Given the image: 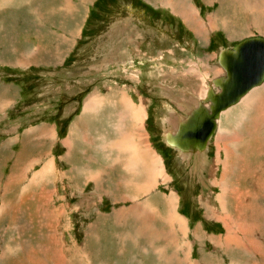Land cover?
Returning a JSON list of instances; mask_svg holds the SVG:
<instances>
[{"label":"rangeland","instance_id":"1","mask_svg":"<svg viewBox=\"0 0 264 264\" xmlns=\"http://www.w3.org/2000/svg\"><path fill=\"white\" fill-rule=\"evenodd\" d=\"M163 1L169 0H0V143L9 142V147L0 144V264H178L182 259L174 255V229L162 224L167 213L162 206L171 195L187 222L181 249L191 251L192 260L264 264V185H258L264 183V97H258L257 106L237 105L220 116L215 137L200 156L183 158L169 142L197 123L198 75L222 78L223 50H234L248 38L264 39V0H171L184 4L173 7L189 12L190 26ZM201 25H210L208 32L195 34ZM119 94L137 109L145 103L144 130L139 132L149 153L165 164L163 175H157L165 183L160 181L149 199L132 187L138 181L128 175L125 152L115 154L118 166L106 158L112 144L125 136L134 141L125 133L131 109L117 111L118 122L111 113ZM64 97L69 104L61 108ZM97 98L103 106L87 111V102ZM84 106L85 114L94 118L98 113L103 121L95 127L87 120L72 135ZM37 124L57 125L65 136L64 147L59 146L61 193L46 178H40L39 187L24 180L30 155L48 149L38 139ZM150 125L158 136L154 139ZM26 126L29 135H24ZM10 129L12 136H26L24 145L9 141ZM51 135L50 130L44 134L46 145ZM138 138L136 147L142 148ZM234 155L246 160L239 163ZM221 184L258 194L249 203L250 218L246 202H236L241 220L232 216V232L238 234L230 239H225L227 223L206 212L208 206H218L215 199L225 190ZM223 200L228 209L227 193ZM149 202L156 213L144 222L140 209L151 208ZM229 204L233 211L231 200ZM178 235L182 242V232ZM157 252L167 260H159Z\"/></svg>","mask_w":264,"mask_h":264},{"label":"crops","instance_id":"2","mask_svg":"<svg viewBox=\"0 0 264 264\" xmlns=\"http://www.w3.org/2000/svg\"><path fill=\"white\" fill-rule=\"evenodd\" d=\"M76 45V44H75ZM74 45V46H75ZM101 71V70H100ZM100 73H102V71L100 72ZM122 96L123 95H120L119 94V96L116 98V96H115V98H116V105L115 106H111L112 107V113H114L115 114V116L113 117L114 119H115V121L116 122H118V114H117V111H119V112H121L122 114L123 113H125V106L123 105V102H122ZM102 101L104 102V100L102 99ZM103 105H102V102L100 101V99H98V103L94 106V108H92V109H90L89 107H88V102H87V106H86V109H87V111H89V112H91V111H93V112H97L98 111V109L99 108H101ZM247 106V105H246ZM117 110V111H116ZM84 111H85V106H84V109H83V111H82V113H81V115L77 118L78 120H76L75 122H74V120H72V122H71V124H70V126L72 125V123L74 122V124H73V127H72V135H78V129H79V127L82 125V124H84L87 120H89V121H87V122H90L91 123V125H93V126H95L96 127V125H98V124H100V123H102V122H100V121H103V117L101 116V115H98V113H95V117L94 118H91L94 114H92V115H88V114H85L84 113ZM102 112V111H101ZM82 114H84V115H82ZM110 119H112V118H110ZM135 119V120H134ZM127 120L128 121H126V125H125V133L126 134H128V136H132V138H133V140L134 141H131L130 139H128L127 138V136H125L126 137V139L124 140V141H122V142H117V143H114L115 141H116V139H115V135H112L111 136V142L112 143H114V144H112V148H110V149H108V151H107V154H106V158H107V160L108 161H110L111 159H113V160H115V164H116V160L118 159V158H116V155L115 154H118V153H123V152H127V153H129V154H127L129 157L130 156H132V158L130 159L129 158V163L127 164V166H126V169L127 170H129L131 173H129L128 175H129V177L131 176V177H134L133 178V181H138V184L136 185L137 187H135V186H132V187H135V188H138L140 185V187L138 188V190H136V191H138V192H144L143 191V189L145 190V192H146V194H147V199H149V196H150V194L153 192V190H154V188L159 184V182L161 181V182H163V177L162 178H159V177H156L157 176V174L156 173H158L159 175H163V172H164V168H165V164H164V162L162 161V160H158V164H157V158L156 157H154L152 154H150L149 153V151L148 150H146V152L145 151H143L144 149H142V148H138V152H140V150L144 153H142V152H140V153H133V151H132V149H133V147H136V143H137V146H139V141H138V136L139 137H141V134H140V132L139 131H137V127H138V122H137V116L135 115V117H134V115H133V112L130 114V115H128V118H127ZM45 124H37V125H35V129H39V128H41L40 129V131L41 132H39L38 134H41L40 135V137L38 136V139L40 138L41 140H42V144L44 145V146H47V151L46 152H44L43 153V150L42 149H36L31 155H30V163H28V165L27 166H25L24 167V170L26 171L28 168H29V165L30 164H32L33 166H36V165H38V164H42L41 165V168H40V172H39V174L37 175V177H36V175L34 174V172H33V179L31 180V184H30V186L31 187H39L41 184H42V180L41 179H43V178H46V181H48V183L50 182V184L52 185V186H54L55 187V190H53V191H56V192H61V188H62V185H60L61 184V180H62V169H63V166H62V155H60L59 157H58V160L56 159V158H54L53 157V154L52 153H54V151H53V149H54V146H55V142H56V130H57V125H51V126H44ZM33 127V126H32ZM26 129H25V134L24 135H26V133H27V135H29V129L31 128V127H28V126H26L25 127ZM150 128H152V126L150 125V127H149V131H150V134H152V136H153V139H154V136H157V135H155V132H153V131H151L150 130ZM14 129V128H13ZM70 129V128H69ZM48 130H50V133H52V135H51V137L49 136V137H47L46 138V143H47V145L43 142L45 139H43V137H44V134L45 133H47L48 132ZM12 130L10 129L9 131H8V133L7 134H9L10 135V137H11V139L9 140V141H13V143H14V145L15 146H18V147H20L21 146V143H22V145H24L25 144V139H26V136H24V139H23V137H22V134L21 135H19V134H17V135H15V136H12V135H14V133H15V131H13V132H11ZM11 132V133H10ZM68 134H69V131H68V133H67V136H68ZM149 134V135H150ZM15 139V140H14ZM151 140L152 141V143H153V145L155 146V149H156V144L153 142L154 140ZM70 141V140H69ZM69 141H68V146H70V143H69ZM148 141H149V139H148ZM21 142V143H20ZM63 142H64V140H63ZM228 142H229V144L232 142V140H229L228 139ZM39 143V140H37L36 141V144H38ZM150 143V142H149ZM0 144H2L3 146H6V147H9L8 146V144H9V142H5V143H3V142H1ZM132 145V144H134V145H132V147H131V151H125L126 149V147L128 146V145ZM227 144V143H226ZM124 146V147H123ZM225 146H227V145H225ZM62 147H64L63 145L61 146V149H62ZM153 147V146H152ZM113 148H115V151H116V153L115 152H113ZM154 148V147H153ZM226 148V147H225ZM125 149V150H124ZM219 150H221V148H218ZM150 150V149H149ZM231 150V149H230ZM230 150H229V152H230ZM118 152V153H117ZM142 153V154H141ZM221 153V152H220ZM230 153H232V152H230ZM114 155V156H111V155ZM229 154V153H228ZM149 155V156H148ZM221 156H222V153H221ZM241 157L242 156H238V159L236 160V156L234 155V160L235 161H239V163H240V160H243V161H245L246 160V158L245 159H241ZM90 158V157H89ZM136 158H137V160H136ZM144 158V159H143ZM149 158H150V160H149ZM154 158V159H153ZM133 160V161H132ZM142 160V161H141ZM139 161H141V162H139ZM146 161H148V162H146ZM134 163V165H133V163ZM149 163V162H151V163H149V165L148 166H150V167H147L144 171H142L143 169H142V167H140V166H138L140 163ZM162 164H161V163ZM155 164V165H154ZM160 164V165H159ZM16 165V164H15ZM158 165H159V167H158ZM47 166V167H46ZM115 166H118V161H117V164L115 165ZM45 167V168H44ZM50 167V168H49ZM135 167H136V170H135ZM154 167V168H153ZM229 168H230V163H229ZM46 170V173H48V171H49V175H46V174H44L45 173V171L44 170ZM48 169V170H47ZM152 169V170H151ZM138 171H140V172H138ZM135 172L136 173H138V174H141V176H139V177H136V174H135ZM145 172V173H144ZM142 175H144V176H142ZM147 175V176H146ZM95 176H97V175H95ZM150 176V177H149ZM93 177V176H92ZM143 178V180H144V182H143V180H142V178ZM170 178V176L167 174V180H168V182L167 183H169L170 181H171V178ZM34 178H35V180H34ZM41 178V179H40ZM150 178V179H149ZM156 178H157V180H156ZM140 179V180H139ZM147 180V181H146ZM95 181V180H94ZM158 181V182H157ZM144 184H143V183ZM147 182V183H146ZM155 182V183H154ZM141 183V184H140ZM164 183V182H163ZM140 184V185H139ZM147 184V185H146ZM157 184V185H156ZM263 185H264V183H262ZM262 184H258L259 185V187L262 189L263 187V185ZM66 185H67V183H66ZM154 185V186H153ZM257 185V186H258ZM153 186V187H152ZM228 185H226V189H227V202H228V209H229V206H230V204H229V200H231V205L233 206V211H229L230 213H231V216H233L234 217V219L235 220H237L238 222H240V217H241V215L239 214V213H237V210L235 209V206L237 205L236 204V202L237 201H240V200H243V201H245L246 202V204H247V207H246V210H245V215L248 217V218H250L251 217V214H250V206H249V203H251V201H252V197H254V198H256L257 196H258V194H250V191L251 190H249L248 192H245V193H242V192H240V190H237V191H235V190H230V188L228 187ZM142 188V189H141ZM148 188V189H147ZM152 190H151V189ZM63 191H65L64 190V187H63ZM232 192V193H231ZM232 194V195H231ZM240 194V195H239ZM246 194V195H245ZM138 195V193H136V196ZM238 195V196H237ZM232 196H233V198H232ZM173 197H175L174 195H171L170 196V198H167V200L165 201V203L163 204V209L165 210V215H164V217H163V222H162V224L163 225H170L169 227L171 228L172 227V229H174L173 230V232H174V239H172L171 238V241H172V243L174 244V246H175V249H176V252H175V254L174 255H176V256H178V257H180L181 259H183V260H185L186 259V261H190V263H191V260L193 259V256H192V252L191 251H186L185 252V250L184 249H181L184 245H185V241H186V239H185V235H184V232H185V229H186V226H187V222H186V220L183 218V217H180L179 216V214H178V210H177V208H176V203H177V201H174L176 198H173ZM137 198H139V196H137ZM154 199V204L156 203L155 202V197L153 198V196H152V200ZM238 199V200H237ZM249 199V200H248ZM168 200H169V202H168ZM173 200V201H172ZM174 204H173V203ZM150 203V206H151V208L149 209V207H147L146 205H143L142 206V209H140V213L142 214V215H145V216H143L144 217V219H143V221L144 222H146V220L147 219H149L148 217L149 216H153V215H155V211H154V207H155V205L153 204V203H151V202H149ZM172 203V204H171ZM168 204V205H167ZM170 204H171V207H170ZM169 206V207H168ZM144 211V212H143ZM168 211H169V213H168ZM235 211V212H234ZM146 212H148V214L146 213ZM154 213V214H153ZM172 213V214H171ZM235 213V214H234ZM56 215V214H55ZM235 215H236V217H235ZM56 216H58V215H56ZM156 216H158V215H156ZM159 216H161V214H159ZM168 216V217H167ZM239 216V217H238ZM59 217V216H58ZM166 218V219H165ZM171 218V219H170ZM175 223V224H174ZM177 224V225H176ZM174 225H175V227H174ZM183 225V226H182ZM140 226H142V225H140ZM183 227V228H182ZM142 228H145V226H142ZM182 228V229H181ZM182 230V231H181ZM178 231H181L182 232V235H183V241L181 242V241H179V235H178ZM187 231V230H186ZM177 232V233H176ZM175 242V243H174ZM189 245L190 244H188V247H189ZM181 246V247H180ZM188 247H187V249H188ZM178 248H180V249H178ZM181 251V252H180ZM159 253H162L161 251H158ZM158 252H157V254H158ZM181 253H182V255H183V257L181 256ZM163 254V253H162ZM159 255V260H160V258H161V256H160V254H158ZM163 258V257H162ZM192 262L193 263H196L197 261H195V260H192ZM199 264V263H198Z\"/></svg>","mask_w":264,"mask_h":264},{"label":"bare ground","instance_id":"3","mask_svg":"<svg viewBox=\"0 0 264 264\" xmlns=\"http://www.w3.org/2000/svg\"><path fill=\"white\" fill-rule=\"evenodd\" d=\"M153 1V0H152ZM158 1V0H157ZM245 1V0H244ZM260 1H262V0H260ZM162 2V1H161ZM246 3H248V2H246ZM260 3H262V2H259V3H257V4H260ZM164 6H166V7H171L172 9H173V11L176 13V14H179L180 16H182L183 17V19H184V22L186 23V24H188L189 26L191 25L190 23H191V21H190V15H189V12L187 11V10H185L184 8H182L181 7V9H183L182 11H181V9L180 10H178V9H176L175 10V8L173 7V6H175V7H179L178 5H183L184 6V4L182 3V2H172L171 0H169V1H163V3H162ZM263 8V11H264V7H262ZM171 10V9H170ZM190 11H192V12H195V10H194V8H192V7H190ZM262 11V12H263ZM211 19V18H210ZM185 20H189V22H187V21H185ZM212 20V19H211ZM193 22V21H192ZM208 28H210V25H206V26H202L201 25V29L197 32L196 31V33L195 34H197V35H199V32L200 33H206V32H208ZM197 30V29H196ZM193 31H195L194 29H193ZM136 35V34H135ZM124 36V35H123ZM239 48H240V46L238 47L237 46V48H236V50L234 49V50H223L222 51V62H221V67H222V70H223V72H225L224 73V76L222 77V78H220V79H211V78H208V77H206L204 74H202V75H198V77H199V79H200V87H199V89L197 90V96H199V99H200V109L198 108L197 109V111H196V113H198V119H197V121H195V120H193L195 123H196V125L197 124H199L204 118V115H205V113H209V114H212V111H211V106L213 105V102H216L217 100H218V102L220 101V96L222 95V86H223V84H224V82L226 81H228L229 80V74L227 73V70H226V68H225V66H226V60H225V58L228 56V55H234V54H236V52L239 50ZM197 72V71H196ZM218 78V77H217ZM217 91H218V93H217ZM262 93H264V79H263V82L262 83H260L258 86H256V87H254V88H252L249 92H247L244 96H242V97H240L238 100H237V102L235 103V104H233V105H231V106H229L227 109H224V110H222V111H220V113H219V115H218V117L216 118V127H217V123H218V119H219V117L220 116H225V115H227L231 110H232V108L233 107H235V106H237V105H239V107H245L246 105H250L251 104V102H253V104L255 105V106H257L256 104L258 103L256 100L258 99V97H264V94L262 95ZM219 94H220V96H219ZM115 97V96H114ZM218 97H219V99H218ZM111 99V98H110ZM114 99V98H113ZM92 100V99H91ZM195 100V99H194ZM264 100V99H263ZM105 102V101H104ZM113 102V101H112ZM115 102V101H114ZM122 102H123V105L125 106V109L126 110H130L131 109V111L130 112H127V113H132L133 112V115H136L137 116V122H138V128H137V131H141V130H144V126H143V123H144V119L146 118V113H147V109H146V106H145V103H144V105H142L141 104V107L139 108V109H137L138 107H136L133 103L132 104H130V100L128 99V97L124 94L123 96H122ZM206 102H208V104H206ZM98 103V98H97V101H95V100H93V101H90V102H88V107L90 108V109H92V108H94V106L96 105ZM142 103V102H141ZM104 104V103H103ZM111 104V103H110ZM115 104V103H114ZM106 105V104H105ZM198 105V104H197ZM260 105V104H259ZM258 105V106H259ZM263 105V104H262ZM108 106V105H107ZM261 106V105H260ZM259 106V107H260ZM110 107V106H109ZM250 107V106H249ZM253 107V106H252ZM88 109V108H87ZM264 108L262 107V110H263ZM257 110H259V109H257ZM109 111V110H108ZM117 111V110H116ZM110 112V111H109ZM195 112V111H194ZM263 112V111H262ZM261 112V113H262ZM112 113V112H111ZM120 116V115H119ZM124 116H126V115H124ZM124 116H122L123 118H124ZM261 118V117H260ZM126 119V118H125ZM124 119V120H125ZM135 120V119H134ZM257 120H259V121H257V123H258V125L260 124V119H257ZM128 121V120H127ZM184 121H186V120H184ZM192 121V120H191ZM223 122V121H222ZM261 123H262V126H264V116H263V119L261 118ZM173 124V123H172ZM194 125V124H193ZM196 125H194V127H189L187 130H190V129H194L195 127H196ZM190 126V125H189ZM187 130H185L184 132H182V133H180V134H177L176 135V137L175 138H170V140H169V142L171 143V145L174 147V148H176V149H178L180 152H181V154H182V156H183V158H184V156L185 157H187V158H189L191 155H193V154H198V153H200L198 156H200L203 152H205L206 150H207V147H208V149H209V146H208V142H206V143H204V144H202V142L200 141V140H196L197 142H199L198 143V145H197V143H194L193 141H186V140H184V138H182L183 137V135H184V133L187 131ZM176 133V132H175ZM215 133V132H214ZM213 133V134H214ZM213 136V135H212ZM151 137V136H150ZM141 141H142V148L144 149L143 151H145L146 152V150H149V146H148V144H147V140H146V138H145V135L144 134H141ZM210 140V139H209ZM151 141V140H150ZM141 143V142H140ZM139 143V144H140ZM131 145V144H130ZM132 145H134V144H132ZM227 145V144H226ZM124 147V146H123ZM128 147H130V146H128ZM228 148V147H227ZM126 149L128 150V148L126 147ZM226 149V148H225ZM125 150V149H124ZM126 151V150H125ZM129 151H131V150H129ZM128 151V152H129ZM132 151H133V153H140V152H142L141 150H140V152H138L139 150H138V148L137 147H133V149H132ZM127 153V152H126ZM143 153V152H142ZM141 153V154H142ZM127 154H129V153H127ZM144 154V153H143ZM226 154H228V151H227V153ZM230 154V153H229ZM228 154V155H229ZM153 155V154H152ZM149 156V155H148ZM154 157H156L157 159H159V161L161 160L157 155H153ZM227 156V155H226ZM228 157V156H227ZM130 159L132 158V156H130L129 157ZM192 158V157H191ZM144 159V158H143ZM154 159V158H153ZM136 160H137V158H136ZM128 161V160H127ZM133 161V160H132ZM142 161V160H141ZM141 161H139V162H141ZM126 162V161H125ZM146 162H148V161H146ZM129 163V162H128ZM133 163V162H132ZM149 163H151V162H149ZM149 163H140L138 166H140V167H142V171H144L147 167H150V166H148L149 165ZM159 163V162H158ZM161 163V162H160ZM162 164V163H161ZM133 165H134V163H133ZM155 165V164H154ZM160 165V164H159ZM159 165H158V167H159ZM198 166V164H195V166ZM47 167V166H46ZM226 167V169H228L229 167L228 166H225ZM45 168V167H44ZM50 168V167H49ZM154 168V167H153ZM165 169V168H164ZM44 170V169H43ZM48 170V169H47ZM135 170H136V167H135ZM152 170V169H151ZM45 171V173L44 174H46V175H49V171H48V173H46V170H44ZM138 172H140V171H138ZM145 173V172H144ZM157 175H158V173H156ZM140 176H141V174H140ZM142 176H144V175H142ZM147 176V175H146ZM150 177V176H149ZM157 177V176H156ZM160 177V176H159ZM94 178V180L96 181V183H97V181H98V177L97 176H94L93 177ZM134 178V177H133ZM142 178V177H141ZM169 178V177H168ZM150 179V178H149ZM170 179V178H169ZM140 180V179H139ZM142 180H143V178H142ZM156 180H157V178H156ZM147 181V180H146ZM165 181H167V180H165ZM130 182V181H129ZM135 182V181H134ZM143 182H144V180H143ZM142 182V183H143ZM158 182V181H157ZM171 182V181H170ZM147 183V182H146ZM155 183V182H154ZM165 183V182H164ZM167 183V182H166ZM141 184V183H140ZM139 184V185H140ZM144 184V183H143ZM147 185V184H146ZM157 185V184H156ZM227 185V184H226ZM226 185H224V184H221L220 186H222L223 188V190H224V192L221 194V196L220 197H218L217 199H215V201L217 202V204H218V206H215L214 208L212 207V206H208V208H206V212H207V215L210 217V218H215V219H218L219 221H221V222H225V223H227V227H228V234H227V236H226V238L225 239H230V238H233L234 237V234H238V233H236V232H232V229H234V228H236V226L235 225H233V227H232V224H230L231 222H232V216H231V213L228 211V209H227V204L224 202V200H223V198H225V196H226V193H227V191H226ZM263 185V184H262ZM141 186V185H140ZM139 186V187H140ZM154 186V185H153ZM152 186V187H153ZM135 187H137V186H135ZM134 187V188H135ZM138 187V188H139ZM138 188H136V190H138ZM221 188V187H220ZM142 189V188H141ZM148 189V188H147ZM151 189V188H150ZM153 189V188H152ZM151 189V190H152ZM146 190V189H145ZM145 190L143 189V191L145 192ZM230 190H231V188H230ZM146 193V192H145ZM232 193V192H231ZM129 195H131V194H129ZM232 195V194H231ZM240 195V194H239ZM246 195V194H245ZM138 196V195H137ZM238 196V195H237ZM173 198H175V197H173ZM232 198H233V196H232ZM171 199V198H170ZM152 200V199H151ZM157 200V199H156ZM221 200L223 201V206L221 207L220 206V202H221ZM238 200V199H237ZM249 200V199H248ZM153 201H154V199H153ZM173 201V200H172ZM168 202H169V200H168ZM173 203V202H172ZM171 203V204H172ZM171 204H170V207H171ZM174 204V203H173ZM210 204V203H209ZM222 204V203H221ZM168 205V204H167ZM212 205H214L213 203H212ZM169 207V206H168ZM150 209V208H149ZM162 209H163V207H162ZM155 210V209H154ZM164 210V209H163ZM165 211V210H164ZM124 212V211H123ZM144 212V211H143ZM235 212V211H234ZM147 214H148V212H146ZM168 213H169V211H168ZM154 214V213H153ZM172 214V213H171ZM235 214V213H234ZM139 215V214H138ZM143 216H145V215H143ZM159 216V215H158ZM122 217V216H121ZM168 217V216H167ZM235 217H236V215H235ZM239 217V216H238ZM166 219V218H165ZM171 219V218H170ZM214 219V220H215ZM240 219H241V217H240ZM164 221V220H163ZM234 223V222H233ZM239 223V222H238ZM243 223V222H242ZM241 223V224H242ZM175 224V223H174ZM237 224V223H236ZM244 224V223H243ZM242 224V225H243ZM166 225V224H165ZM177 225V224H176ZM183 226V225H182ZM239 226V225H238ZM174 227H175V225H174ZM241 227V226H240ZM244 227V226H243ZM170 228V227H169ZM172 228V227H171ZM183 228V227H182ZM181 228V229H182ZM244 229H245V227H244ZM182 231V230H181ZM175 232V231H174ZM139 233V232H138ZM177 233V232H176ZM135 235V234H134ZM137 235H139V234H137ZM231 235H233V237H231ZM131 236V235H130ZM139 237V236H138ZM237 237V236H236ZM235 237V238H236ZM241 240V238L240 239H236L235 241H234V244L236 243V242H238V241H240ZM242 241V240H241ZM175 243V242H174ZM239 243V242H238ZM239 245V244H238ZM181 247V246H180ZM178 249H180V248H178ZM181 252V251H180ZM160 256H161V258L163 257V259L162 260H164L165 259V261L167 260L162 254H160ZM195 264V263H190V261H186V259L185 260H180L179 262H178V264ZM196 263H198V262H196ZM59 264V263H58Z\"/></svg>","mask_w":264,"mask_h":264},{"label":"water","instance_id":"4","mask_svg":"<svg viewBox=\"0 0 264 264\" xmlns=\"http://www.w3.org/2000/svg\"><path fill=\"white\" fill-rule=\"evenodd\" d=\"M237 46L240 48L236 54L228 55L225 58V68L229 74V80L225 81L222 86V95L219 94L220 101L213 102L212 114L205 113L204 119L194 129L184 133L182 137L184 140L193 142L200 140L202 144L208 142L215 132V120L220 111L235 104L240 97L263 82L264 39L251 38L249 40L248 38Z\"/></svg>","mask_w":264,"mask_h":264}]
</instances>
